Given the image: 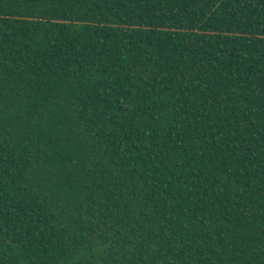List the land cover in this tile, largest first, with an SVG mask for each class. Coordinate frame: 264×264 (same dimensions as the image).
Instances as JSON below:
<instances>
[{
	"label": "trees",
	"instance_id": "16d2710c",
	"mask_svg": "<svg viewBox=\"0 0 264 264\" xmlns=\"http://www.w3.org/2000/svg\"><path fill=\"white\" fill-rule=\"evenodd\" d=\"M0 264H264V0H0Z\"/></svg>",
	"mask_w": 264,
	"mask_h": 264
}]
</instances>
